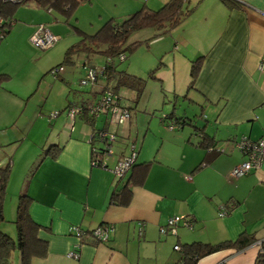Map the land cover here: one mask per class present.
Returning <instances> with one entry per match:
<instances>
[{"label":"crops","instance_id":"1","mask_svg":"<svg viewBox=\"0 0 264 264\" xmlns=\"http://www.w3.org/2000/svg\"><path fill=\"white\" fill-rule=\"evenodd\" d=\"M165 1L146 0L144 4L156 8ZM228 1L188 0L194 8L187 18L165 33L164 38L158 37L163 38L166 46L171 43L174 75L179 66L181 81L188 76L183 86L174 84L172 98L169 96L173 105L167 111L185 121L178 125L180 129L161 127L154 133L148 127L139 134L135 163L150 164L140 182L131 185L127 204L111 201L110 195L128 181L132 171L117 182L110 169L90 164L89 140L93 129H113L108 114L97 115L92 124L82 114L76 116L69 129H58L47 145L41 142L42 151L60 145L56 157L35 151V158L22 167L15 193L25 191L31 196L29 214L42 226L39 236L48 241L45 257L32 258L31 264H169L177 258L172 245L178 240L234 241L246 231L254 233L256 241L242 249L210 253L200 257L197 264L223 260L226 264L253 263L259 242L264 240V161L243 176L232 177L230 170L245 159L244 152L233 141L241 135L254 140L264 134V69L259 68L264 62V0ZM134 4L137 6L139 1ZM17 5L8 16L14 22L10 28L19 31L27 45L37 25L43 23L50 29L53 9L37 0L27 8ZM51 27V32L60 37V26ZM197 57H201V66L195 81L187 87L191 61ZM87 65L83 60V73ZM63 74L64 70L59 77ZM92 87L96 89L92 90L91 99L81 104L88 105L98 97L100 82ZM180 98L190 107L183 113L175 109ZM131 118L132 115L127 122L129 128ZM200 130L212 139L218 152L210 153L198 145ZM1 138L0 135V143ZM96 142L97 147H102ZM117 143H111L112 155L104 159L109 168L129 152ZM10 159L7 163L11 166ZM13 165L14 162L12 170ZM30 168L34 171L28 173ZM6 182L7 188L9 178ZM226 204L233 205L227 214L218 216L220 205ZM170 216H188L193 226L179 228L176 237L165 238L159 234V227ZM99 223L114 226L110 239L94 242L91 236L83 235L87 243L79 244L76 259L70 257L68 251L79 239L71 236L67 227L77 224L86 231ZM8 229L5 232L12 234ZM11 261L18 264L16 253Z\"/></svg>","mask_w":264,"mask_h":264},{"label":"rangeland","instance_id":"2","mask_svg":"<svg viewBox=\"0 0 264 264\" xmlns=\"http://www.w3.org/2000/svg\"><path fill=\"white\" fill-rule=\"evenodd\" d=\"M138 1L139 4L136 6L132 0H82L68 15L53 10L51 26L55 25L57 28L59 25L61 34L48 49L40 50L30 41L26 45L20 37V32H14L13 28H10L0 40V72L7 74L6 79L0 81V135L2 136L0 165L5 166L7 161L11 160L10 158L14 162V170L11 169L12 162L10 166L12 172L8 177L9 184L7 188L5 187V195L2 198L4 220L0 223V230L6 231L5 229L9 228L12 234L7 232L11 236L14 235V204L19 194L15 192L19 183L18 177L24 171L22 167L27 161L35 158V151L36 154L44 152L41 150L43 144L54 139L58 129H69L67 127L73 119L66 115L68 103L73 102L74 105H79L81 102L87 103L92 97V90L96 89L89 84H81L80 78L84 75L81 65L87 58L89 65L101 67L104 58L99 53L87 52L88 56H86L83 52H79L72 55L71 61H64L66 47L80 43L78 42L80 39L90 44L88 35L97 32L105 22H121L146 3V0ZM34 2L35 0H26L19 3L17 7L27 8ZM10 24L12 26L14 22ZM51 26L49 27L52 30ZM156 32L154 27L131 32L127 37L126 45L134 43L135 46L124 49L123 60H119L118 57L115 59L117 69L144 80L139 95L131 88L118 89L120 103L131 106V128L128 127V123L115 125L111 122L110 125L118 133L115 139L119 142L117 144L123 149L126 148L127 151L133 138L136 140L135 144H139L141 140L139 134L148 127L149 131L152 130L154 133L158 131V128L166 127V124L161 123L159 119L173 105L174 100H171L170 91L174 84L183 86L186 84L184 82L188 81L186 73V77H183L185 80L181 81L179 66L174 75L171 64L173 58V51L170 50L171 43L164 45L163 36V38H153ZM59 64L64 69V74L61 75L63 79L54 78L49 72L50 68ZM175 107L176 112L181 113H183L182 110L190 109L181 98ZM56 111L59 112L57 116L49 118V113ZM96 143L102 144L98 141ZM123 143H126V146L122 145ZM115 144H112L114 151L117 147ZM30 169L28 173L34 171V168ZM179 228L184 227L179 224L176 230ZM164 235L165 238L176 237L173 234ZM174 245L173 243L172 247ZM173 250L177 255L178 251L175 248ZM176 260L173 259L169 264H174Z\"/></svg>","mask_w":264,"mask_h":264},{"label":"trees","instance_id":"3","mask_svg":"<svg viewBox=\"0 0 264 264\" xmlns=\"http://www.w3.org/2000/svg\"><path fill=\"white\" fill-rule=\"evenodd\" d=\"M37 1L47 8L49 7L63 15L64 14L68 15L71 11H73L76 8V6L82 0H37ZM224 1L226 3H229L228 0H224ZM16 4L19 3L11 4V3H5L0 0V15L5 19L8 16H11V14L14 12L13 9ZM193 8L194 6L190 4L188 0H167L162 4V6L158 8H148L146 5H143L140 8H138L136 11L131 13L129 16H127V18L121 22H114V23L111 21L105 22L103 25H101V27L98 29L97 32L88 35L90 44H87L83 42V39H80V41H78L80 43L66 47V50L64 52V61H71L73 58L72 55L78 54L79 52H83L84 55L86 56H88L87 52L99 53L104 58L103 66L105 68H104V72L101 75L97 76L96 78L97 81L92 86L96 85L99 81L101 85L99 91L100 93H102L104 88H106L112 91L115 95H117L118 98H120L118 91L119 88H127V89L131 88L136 92L137 95H139L142 91L141 89L144 85V80L133 74L126 73L123 70H119L115 66V59L121 53L124 54L123 52L124 49L127 48L131 49L132 47L135 46L134 43H130L126 45L128 35L131 32L138 29H142L146 27L148 28L154 27L157 32L155 33L153 38L163 36V34L170 32L172 29L175 28L176 25H179L185 18H187V16L193 10ZM11 20L12 19L10 17L9 21ZM9 21L8 20L7 22L4 21V24L1 27L0 40L4 38L7 32H9V28L11 27ZM200 61H201V57H197L191 61V65L189 68L190 79L187 87H190L195 81V78L197 77V73L201 66ZM84 64H88L87 66H92V64L89 65L87 58L84 60ZM59 65H54V67ZM52 68H50L49 72L52 70ZM60 74L61 73L57 74L56 77L58 78ZM6 77L7 74L0 72V81L6 79ZM69 104L70 103H68V106ZM81 105L83 107V111L81 114L83 115V117H85L87 122L92 124L95 117L89 116L87 114V111L85 109L87 108L88 105H84V104ZM125 107L129 109V115H130L131 106L130 107L125 106ZM180 118L182 117L178 118L177 116H175V113H173V111H170V113L161 116L160 121L162 123H165L167 128H168L167 123L169 121H172L174 124L177 125L176 127L172 128L175 129V128H179V126H181L182 123L185 121V120L181 121ZM97 130H100V128H94L91 133L90 147L92 146L96 147L94 134ZM101 130L104 129L101 128ZM198 135L201 136V139L198 142L199 146L204 148L206 151H209L210 153L218 152V147H216V144L212 141L211 138H209L208 135H206L205 132L203 133L200 130L198 132ZM132 143H134V141ZM60 149H61L60 145L48 146L46 150H44V155L45 156L50 155L51 157H56V153ZM134 149L136 151V156H137L138 151L136 149L135 143H134ZM90 153L92 158L93 153L91 152V150ZM135 159L130 169L132 173L129 175L130 177L128 181L123 182L119 190H113L111 192L110 195L111 201L116 202L119 205L122 204L124 205L129 202L131 195V188H130L131 185H133V183L135 182H140V180L145 176L144 175L145 171L148 165L150 164L149 162H145V161L143 163L136 164ZM203 164L204 163L202 162L200 165ZM135 167H137L138 169L136 171L134 170L135 171L134 172L133 169H135ZM9 168H10L9 163H7L5 166L0 165V223L1 221L4 220L2 198L5 195L4 191L7 183L6 180L10 172ZM121 178H117L116 181L117 182L120 181ZM31 201H32L31 196L25 191H23L17 196L16 204H15L16 210L14 216L15 218L14 224H15L16 232L14 237H11L5 231L0 230V264H13L11 260L12 257L14 256V253L18 255V259H19L18 264H31L32 258L45 257V255L47 254L48 241H46L45 239L39 236V230L42 228V226L38 222L36 223L29 214V206H30L29 203ZM232 205H227L226 207L230 209ZM102 224L105 223H99L98 225H102ZM93 229L83 231V234L80 236H76L75 234L70 233L69 231L68 233L73 237L74 236L78 237L79 244H83V243L86 244L87 242L83 239V235L86 236L88 235L92 237L91 234ZM91 239H93L94 242H98L94 238ZM254 241H256V237L254 233L248 231L241 233L236 239H234V241L224 239L220 242L208 243L200 240L190 241V242L187 241L181 242L178 240L175 244L178 247L177 249H175L178 251V256L174 264H197L198 259H200V257L209 255L210 253L220 251L226 248L242 249L246 247V245ZM72 248L74 249V247ZM77 249L78 247L75 249L76 252ZM255 256L256 257L252 264H264V240L260 241L259 252ZM222 264H226L224 260L222 261Z\"/></svg>","mask_w":264,"mask_h":264},{"label":"built area","instance_id":"4","mask_svg":"<svg viewBox=\"0 0 264 264\" xmlns=\"http://www.w3.org/2000/svg\"><path fill=\"white\" fill-rule=\"evenodd\" d=\"M5 3H20L25 0H1ZM4 21H7L4 17L0 15V36H1V27L4 24ZM9 21V20H8ZM9 23H13V21H9ZM59 38L54 32L43 23L37 25L32 34L29 36L30 43L37 47L38 49H48L53 46V44ZM125 58V54L121 53L118 56L119 60H123ZM85 73L82 78H80L81 84H89L92 86L97 81V76L101 75L104 72V66L96 67V66H85ZM260 69H264V62L260 64ZM63 67L61 65L55 66L50 71V74L55 78L57 74L63 72ZM89 116L96 117L99 114H108L110 117V122L115 125L127 123L130 120L129 109L122 105L119 101L117 95H115L109 89L104 88L103 92L93 101V103L88 104L85 109ZM83 111V107L70 104L68 108H66L67 117H71L72 119L75 116L81 114ZM59 112H50L49 117L53 118L57 116ZM168 128L172 129L177 125L172 121L167 123ZM264 133V132H262ZM95 140L102 143V148L99 147H90L91 152L93 153L92 158L90 159V164L92 166H101L105 169H110L114 176L117 178H121L126 172H128L133 164L134 159L136 158V151L134 149V143L131 144L129 148V153L120 156L114 163V165L109 168L108 165L104 162L105 157L107 155H112L111 152V143L116 141L117 133L115 130L104 129L97 130L94 134ZM91 139V136H90ZM90 141V140H89ZM233 145L237 147L240 151H243L245 154V159L242 160L237 165H234L231 168L230 176L239 177L243 176V174L248 173L250 170H253L260 166L262 161H264V134H262L259 138L254 140L250 139L246 135H241V137L237 140L233 141ZM228 208L224 205H220L218 210V216H222L227 214ZM140 224V223H139ZM185 226L191 228L193 226L192 219L188 216H170L166 219V224L160 225L159 234H176V226L177 225ZM68 231L70 233L75 234L76 236H80L83 234V230L77 224H71L68 227ZM114 226L112 224H102L98 225L92 230V238L99 241H106L109 239L111 232L113 231ZM137 233L140 235L142 233V225L138 226ZM260 243V242H259ZM74 249L69 251L68 255L73 259H76L79 256V253L76 252V248L79 247V243L74 244ZM177 249V245L173 246ZM216 264H222V261L217 262Z\"/></svg>","mask_w":264,"mask_h":264},{"label":"clouds","instance_id":"5","mask_svg":"<svg viewBox=\"0 0 264 264\" xmlns=\"http://www.w3.org/2000/svg\"><path fill=\"white\" fill-rule=\"evenodd\" d=\"M62 73V72H61ZM93 103V102H92ZM70 104H72V103H70ZM69 104V105H70ZM91 104V103H90ZM72 105H74V104H72ZM77 106H81V105H77ZM78 116V115H77ZM131 116V115H130ZM49 118H51V117H49ZM75 118H76V116H75ZM129 122V121H128ZM259 248H260V246H259Z\"/></svg>","mask_w":264,"mask_h":264}]
</instances>
